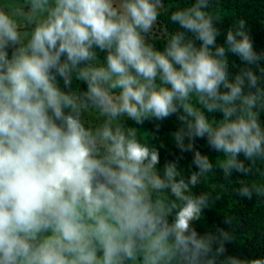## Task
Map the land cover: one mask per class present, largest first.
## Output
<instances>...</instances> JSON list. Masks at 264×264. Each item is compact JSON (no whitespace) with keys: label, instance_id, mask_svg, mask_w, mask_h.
Instances as JSON below:
<instances>
[{"label":"clouds","instance_id":"9594fccd","mask_svg":"<svg viewBox=\"0 0 264 264\" xmlns=\"http://www.w3.org/2000/svg\"><path fill=\"white\" fill-rule=\"evenodd\" d=\"M172 7L0 0V264H264L227 254L235 216L197 227L217 172L259 176L232 194L264 203V49L219 0ZM169 120L180 155L162 164Z\"/></svg>","mask_w":264,"mask_h":264},{"label":"trees","instance_id":"16d2710c","mask_svg":"<svg viewBox=\"0 0 264 264\" xmlns=\"http://www.w3.org/2000/svg\"><path fill=\"white\" fill-rule=\"evenodd\" d=\"M171 3L172 10L179 7L188 6L192 0H167ZM220 15L222 18L223 28L226 30L233 22L238 18H244L248 21L251 28V34L254 38L255 47L257 50L264 49V0H219ZM161 20L165 26L166 32H173L177 26L173 25L168 15H162ZM156 35V34H155ZM156 43L159 47H163L165 34L157 36ZM221 41L223 37L220 38ZM238 62V60H237ZM176 125L172 120L165 121L162 128L160 129V136L166 141V148H171V152L166 151L162 148L161 151V163L165 160L175 159L180 155L179 150L173 147L168 141V134H170ZM144 130H152L153 125L146 123L143 126ZM197 148L202 152L209 153L213 158L216 153L210 152L206 146L204 140L197 141ZM192 159L191 153H185L184 158L180 160V164L185 168L186 171L191 172L197 170L193 165L191 168L188 167ZM245 179L251 181L252 179H261L257 177H232L230 181H225L222 174L217 172L214 178L210 179L206 186L212 184L223 185L225 191L222 198L216 201L215 205L211 210H205V219L198 225V230L203 232L205 228L211 227L213 230L215 226L229 228L228 225L223 223L224 216L233 215L237 218V223L241 226L235 229L238 239L231 244L227 245V254H238L244 257H260L264 256V203L256 205L257 199L253 197L251 201L246 198L242 199L232 194V189L238 187V181ZM207 190L201 186L194 191L199 193L200 191ZM216 191H220L219 188Z\"/></svg>","mask_w":264,"mask_h":264},{"label":"rangeland","instance_id":"374dc122","mask_svg":"<svg viewBox=\"0 0 264 264\" xmlns=\"http://www.w3.org/2000/svg\"><path fill=\"white\" fill-rule=\"evenodd\" d=\"M165 33H166L165 26H164V24H163V22H162V20L160 18V22L158 24V27L156 29V33L155 34L160 37V36L164 35Z\"/></svg>","mask_w":264,"mask_h":264}]
</instances>
